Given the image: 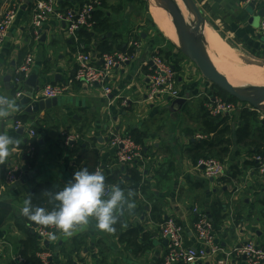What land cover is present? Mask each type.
I'll return each instance as SVG.
<instances>
[{
	"label": "crops",
	"instance_id": "1",
	"mask_svg": "<svg viewBox=\"0 0 264 264\" xmlns=\"http://www.w3.org/2000/svg\"><path fill=\"white\" fill-rule=\"evenodd\" d=\"M20 1L0 0V11L17 7L14 23L0 46V94L17 100L12 80L15 70L29 56L33 65L28 78H36L38 91L45 85H67L73 77L77 52L89 54L97 65L108 51L130 50L131 56L111 74L108 87L112 95L108 98L98 87L72 81L57 107L28 115L17 101L19 111L0 121V132L19 142L6 164L0 165V184H4L5 173L11 167L23 181L0 195V264H19L20 243L25 235L16 227V218L21 216L27 190L37 183L62 189L74 172L84 167L90 172L99 168L104 176L120 179L126 194L128 190L135 193L130 198L135 207L129 212L125 206L113 233L98 231L94 220L71 237L57 233V239L44 243L48 264H165L167 242L160 237L159 225L166 219L175 220L184 231L185 245L196 247L195 208L212 224L218 250L216 255L209 251V257L197 264H214L224 255H230V264H246L244 257L232 254L235 247L248 241L264 247V174L252 160L264 153V105L257 110L241 105L223 116V126L233 130L249 122L250 139L246 144L229 140L227 153L221 157L224 176L219 181L206 178L189 151L197 141L206 139L200 133V120L208 99L217 97V91L154 23L150 11L151 19L144 20L139 7H135L136 0H104L103 26L95 30L90 27L71 36L63 23L51 20L35 34L32 19L36 0ZM54 1L64 12L92 0ZM173 1L185 20V6ZM193 2L205 20L201 32L214 62L207 58L222 75L216 66L220 56L217 48L232 56L264 59L261 19L257 20L264 10V0H253L252 7L243 0ZM156 50L176 73L183 105L174 104L175 99L168 96L147 101L150 58ZM7 77L9 83L5 82ZM27 79L22 94L32 90L26 85ZM23 116L27 120L20 134L14 127ZM29 129L35 132L32 140L28 138ZM111 130L138 137L144 161L130 168L118 165L108 144ZM68 136L76 140L66 146ZM29 141H34L36 147ZM29 144L34 149L32 154L28 153ZM33 155L36 158L30 167L26 157ZM131 173L140 177L135 188L124 182Z\"/></svg>",
	"mask_w": 264,
	"mask_h": 264
},
{
	"label": "built area",
	"instance_id": "2",
	"mask_svg": "<svg viewBox=\"0 0 264 264\" xmlns=\"http://www.w3.org/2000/svg\"><path fill=\"white\" fill-rule=\"evenodd\" d=\"M26 0H21L24 3ZM253 0H243L244 4L249 5ZM99 0H92L83 4L77 9H67L64 12L59 11L54 0H36L34 7V15L32 19V28L36 34L45 23L56 20L63 23L71 36H76L80 29H89L92 27L91 14L95 10L94 6H98ZM17 7L0 11V46L5 42L6 36L12 27L16 17ZM259 33L264 41V16L261 18L259 25ZM131 47H136L134 43H130ZM130 53L123 51H113L104 53L100 57V65L84 52H77L75 55V69L72 79L67 85H45L34 94L33 101H46L61 99L65 96L72 81L80 82L88 87H98L105 98L112 95L111 89L108 87V81L113 71L120 66L126 64L130 60ZM33 58L27 57L21 66L14 73L13 86L15 87L16 98L22 95V86L31 73ZM146 65V64H145ZM177 76L171 65L167 64L156 50L150 58L149 74L147 76V101L155 102L159 97L168 96L172 99H180L181 96L176 88ZM241 105L222 100L219 97L208 99L206 105L207 113L212 117L226 116L237 111ZM249 110H253L248 105ZM24 126L17 122L14 130H23ZM28 138L32 140L35 133L28 130ZM76 138L68 136L65 138V145L75 141ZM109 147L113 151V157L118 165L130 168L144 161L142 149L134 140L126 135L120 134L113 130L109 133ZM34 152L33 147L28 145V153ZM252 160L258 166V169L264 174V156L255 155ZM196 167L202 169L206 178L219 181L224 176V166L215 159H207L198 161ZM99 168L96 169V171ZM16 169L9 168L5 173L4 184H0V195L8 187L13 186L20 180V176H16ZM110 190V188H108ZM195 222L193 224V232L196 239V247H187L184 243V231L173 219H166L159 225L160 237L167 242V250L165 256V264H197L209 257V251L214 255L217 254L213 227L206 215L198 209H193ZM33 233L39 240L42 251L37 255L42 264H48V253L45 250L44 243L49 238V232H56L54 228H42L40 226L32 228ZM233 255L242 256L246 260V264H264V247L248 241L243 245L235 247ZM230 255H224L217 258L214 264H230ZM19 264H24L23 260L18 258Z\"/></svg>",
	"mask_w": 264,
	"mask_h": 264
},
{
	"label": "clouds",
	"instance_id": "3",
	"mask_svg": "<svg viewBox=\"0 0 264 264\" xmlns=\"http://www.w3.org/2000/svg\"><path fill=\"white\" fill-rule=\"evenodd\" d=\"M18 111L19 105L14 97L0 94V121L8 120ZM18 143L13 137L0 132V165L6 164ZM42 195L48 197L51 210L33 205L29 195L23 201L20 214L37 226L54 228L56 232H49L52 240L57 239V233L71 237L93 220L98 231L113 233L125 208L131 212L135 207L130 202L135 195L133 191L128 190L126 194L119 185L108 190L104 174L99 170L90 172L86 167L75 171L72 180L62 189L46 191Z\"/></svg>",
	"mask_w": 264,
	"mask_h": 264
},
{
	"label": "trees",
	"instance_id": "4",
	"mask_svg": "<svg viewBox=\"0 0 264 264\" xmlns=\"http://www.w3.org/2000/svg\"><path fill=\"white\" fill-rule=\"evenodd\" d=\"M105 2L106 1L104 0H100V4L98 6H94L95 10L91 14V23L94 30L98 27L103 26V21L101 20V9L106 6ZM81 6L82 5H80V7ZM83 30L85 29H80L78 32H82ZM85 36L87 38H90V35L88 34H86ZM110 52L113 51H108L107 53ZM129 53L131 54L130 50ZM215 89L217 91V97L227 102L237 103L234 99L230 98L222 91L218 90L217 88ZM14 94H16L15 89ZM17 120L23 125V123H25L27 120V116L20 117ZM223 125V116L212 117L207 113L206 109H204L203 115L200 120V133L202 136H205L206 139L199 142L197 141V143H195L193 148L189 151V155L195 165H197L198 161L207 159H215L218 162L222 163L221 157L227 153V146L230 145L229 140L233 139L235 144H246V141L250 139L251 134L249 131V122L241 123L236 130H233V128L230 126ZM126 135L130 136L136 144L142 146L140 139L134 136V134L131 133ZM29 143L32 146L36 147V143L34 141H29ZM261 155L263 156L264 153H262ZM35 158V155H33V157H26V163L30 167H32L34 165ZM15 175L19 176L20 173L17 172L15 173ZM139 180L140 177L137 173H131L129 180H124V182L128 187L135 188L138 186ZM105 184L107 188H111V186L114 185H119L122 189H124L125 187L121 180L113 175L105 176ZM58 190L60 189L54 188L50 183H37L27 190L26 198L31 195L33 205L46 207L51 210L52 205L48 203V197L43 196L42 194L46 191L55 192ZM16 220V227L21 233L25 235V240L21 241L20 243L21 250L19 252V257L23 260L24 264H42L40 259H38L37 257L42 249L40 248L37 236L33 233L32 230V228L37 227V225L28 221L22 215L16 218ZM163 222L164 221H162L161 223Z\"/></svg>",
	"mask_w": 264,
	"mask_h": 264
},
{
	"label": "water",
	"instance_id": "5",
	"mask_svg": "<svg viewBox=\"0 0 264 264\" xmlns=\"http://www.w3.org/2000/svg\"><path fill=\"white\" fill-rule=\"evenodd\" d=\"M148 2H154L162 6L171 16L172 24L176 31L179 39L178 50L181 55L189 61L200 73L205 81L217 88L218 90L225 93L230 98L234 99L237 103L248 105L254 110L259 109L264 103V88L257 89L251 93H240L235 89V87L225 80L221 74L216 70L213 64L209 61L205 53L201 48L200 31L205 24V20L201 15L200 10L197 8L193 0H179L183 3L190 15L193 16V27L188 28L185 20L183 19L181 13L177 6L166 0H147ZM253 6V2L250 3V7ZM264 16V10L258 14V19ZM261 39V38H260ZM261 42L264 45L263 39ZM255 66L260 68L264 67V64L255 62ZM10 75V74H9ZM11 76V75H10ZM6 83L10 82V77L5 79ZM26 85L31 87V92L24 93L17 98L19 105L24 109L25 113L28 115H36L38 113L44 112L51 108H55L59 105V100H46V101H33L35 92L38 91V84L34 76H30ZM13 89V86L11 87ZM184 99H175L174 104L183 105ZM18 133L22 134L23 130H18ZM23 181H19L12 186L14 189L22 184Z\"/></svg>",
	"mask_w": 264,
	"mask_h": 264
},
{
	"label": "rangeland",
	"instance_id": "6",
	"mask_svg": "<svg viewBox=\"0 0 264 264\" xmlns=\"http://www.w3.org/2000/svg\"><path fill=\"white\" fill-rule=\"evenodd\" d=\"M146 1L147 0H136V2H135L136 3L135 7H137L136 9H138V7H139L140 12H141V16H143L144 20L151 19L149 11L152 10L153 6H160V5L153 4V3H150V2H146ZM160 7H162V6H160ZM191 17L193 18L192 15H191ZM165 20H166V18H165ZM166 21L161 26H162L163 31L167 34V30H169L170 28H169L168 24L166 23ZM192 22H193V20H192ZM218 52L219 51H218V48H217V53ZM219 54H220V56L217 57L216 64H218L217 66L220 68V70L223 73V76L225 78H227V80L231 81L232 83H237L239 81L238 85L244 87L245 88L244 91L246 93H251V92H253V91L257 90V89L264 88V84L262 82L264 80V67L260 68V67L254 65L255 62H259V63L264 64V59L253 58V57H249L247 55H243V57L242 56L241 57L232 56L230 54H227L224 51L223 52H219ZM236 57H238V58H236ZM238 59H240L241 62ZM235 64H237V65H235ZM251 74H252V76H251ZM258 74H260V76ZM261 77H262V80L260 81ZM251 78H254L257 81H255L254 79L251 80ZM258 78H260V79H258ZM231 79H233V80H231ZM240 82L243 83V84H241ZM248 82L252 83V84H248ZM263 105H264V103H263Z\"/></svg>",
	"mask_w": 264,
	"mask_h": 264
},
{
	"label": "bare ground",
	"instance_id": "7",
	"mask_svg": "<svg viewBox=\"0 0 264 264\" xmlns=\"http://www.w3.org/2000/svg\"><path fill=\"white\" fill-rule=\"evenodd\" d=\"M166 1H169V2H171V3H173V4H175L174 3V1L173 0H166ZM150 2V1H149ZM177 2H179V4L181 5V6H183V3L181 2V1H179V0H177ZM150 3H153V4H155L154 2H150ZM158 5V4H157ZM176 5V4H175ZM177 6V5H176ZM163 7H160V6H153V8H152V10L150 11V13H151V16H152V18H153V20L155 21L154 23H156L159 27H160V29H162V26L161 25H163L164 24V22L166 21V23L168 24V26H169V30H167V34L165 33V35H166V37L173 43V44H175V45H178V47H179V39H178V36H177V34H176V31H175V29H174V27H173V24H172V18H171V16H170V14L163 8ZM182 10H183V8H182ZM184 13H185V21H186V24H187V27L188 28H190L191 29V26H193V22H192V20H193V18L191 17V15H190V13L187 11V9H185L184 10ZM165 18H166V20H165ZM163 30V29H162ZM199 35H200V40H201V48H202V50H203V52L205 53V55L211 60V61H213L214 62V57H212V56H210L209 54H208V52H207V42H206V37L204 36V34H203V32H201L200 31V33H199ZM206 38V39H205ZM215 41V40H214ZM211 43V42H210ZM215 44H216V41H215ZM220 44V43H219ZM211 45V44H210ZM220 46H222V45H220ZM229 50V49H228ZM232 50V49H231ZM236 53V52H235ZM218 55H219V52H218ZM217 55V56H218ZM226 57V56H225ZM232 58V57H231ZM236 58H238V57H236ZM239 61H240V59H238ZM237 60V61H238ZM242 60V59H241ZM218 62V61H217ZM241 62V61H240ZM244 62V61H243ZM242 62V63H243ZM230 63V62H229ZM227 64V63H226ZM241 64V63H240ZM218 65V64H217ZM216 65V66H217ZM235 65H237V64H235ZM214 66V65H213ZM233 66V65H232ZM215 67V66H214ZM218 67V66H217ZM216 68V67H215ZM229 68V67H228ZM216 70L219 72V70L216 68ZM220 73V72H219ZM263 73V72H262ZM221 74V73H220ZM249 74V73H248ZM254 75V74H253ZM259 76H260V74H258ZM221 76L225 79V80H227L222 74H221ZM251 76H252V74H251ZM258 76V77H259ZM254 77V76H253ZM237 79V78H236ZM254 78H251V80H253ZM258 79H260V78H258ZM231 80H233V79H231ZM238 80V79H237ZM255 80V79H254ZM262 80V77H261V79H260V81ZM230 84H232L234 87H235V89L237 90V91H239L240 93H246L245 91H244V87H242V86H240V85H238V82L237 83H232L231 81H229V80H227ZM255 81H257V80H255ZM254 82V81H253ZM263 82V84H264V80L262 81ZM241 83V82H240ZM259 83V82H258ZM241 84H243V83H241ZM246 84V83H245ZM248 84H252V83H249L248 82ZM255 84V83H254ZM257 85V84H256ZM255 85V86H256ZM246 86V85H245ZM248 86V85H247ZM258 86V85H257ZM254 87V86H253ZM12 187V186H11ZM9 188V187H8Z\"/></svg>",
	"mask_w": 264,
	"mask_h": 264
}]
</instances>
